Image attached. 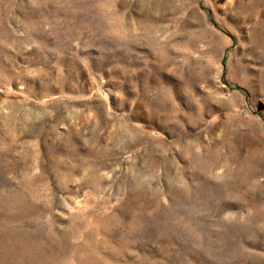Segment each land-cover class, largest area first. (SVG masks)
<instances>
[{"label":"rangeland","instance_id":"374dc122","mask_svg":"<svg viewBox=\"0 0 264 264\" xmlns=\"http://www.w3.org/2000/svg\"><path fill=\"white\" fill-rule=\"evenodd\" d=\"M0 264H264V0H0Z\"/></svg>","mask_w":264,"mask_h":264}]
</instances>
